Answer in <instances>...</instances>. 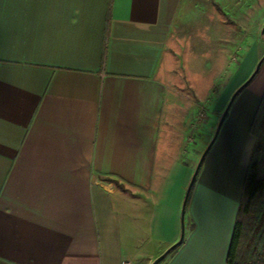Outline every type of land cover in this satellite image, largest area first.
Segmentation results:
<instances>
[{"label":"crops","instance_id":"1","mask_svg":"<svg viewBox=\"0 0 264 264\" xmlns=\"http://www.w3.org/2000/svg\"><path fill=\"white\" fill-rule=\"evenodd\" d=\"M188 2L0 0V264H124L137 235L155 256L179 240L195 168L168 111ZM210 3L264 23V0ZM263 94L236 96L159 264H227Z\"/></svg>","mask_w":264,"mask_h":264},{"label":"rangeland","instance_id":"2","mask_svg":"<svg viewBox=\"0 0 264 264\" xmlns=\"http://www.w3.org/2000/svg\"><path fill=\"white\" fill-rule=\"evenodd\" d=\"M263 26L252 22L227 24L210 0H189L174 28L177 38L172 52L177 69L168 124L190 133L185 150L194 168L227 106L224 101L248 79L264 55V50H257L258 44L264 46ZM239 31H246L249 38L241 40ZM244 64L247 74L241 78L238 75ZM254 84H264V61L249 85ZM256 144L264 146V132L257 136ZM139 236L124 264H151L158 256L154 255V246Z\"/></svg>","mask_w":264,"mask_h":264},{"label":"trees","instance_id":"3","mask_svg":"<svg viewBox=\"0 0 264 264\" xmlns=\"http://www.w3.org/2000/svg\"><path fill=\"white\" fill-rule=\"evenodd\" d=\"M251 132L256 137L264 132V94ZM115 182L123 187L122 184ZM227 264H264V146L262 144H255L252 150Z\"/></svg>","mask_w":264,"mask_h":264},{"label":"water","instance_id":"4","mask_svg":"<svg viewBox=\"0 0 264 264\" xmlns=\"http://www.w3.org/2000/svg\"><path fill=\"white\" fill-rule=\"evenodd\" d=\"M262 34L264 35V26L262 28ZM264 61V55L262 56V58L258 61L257 63V66L255 68V70L253 71V73L248 77V79L246 81H244L236 90L235 92L232 94L227 106L225 107L220 119H219V122L217 124V127H216V130L214 132V135L212 137V139L210 140L209 144L207 145V147L205 148V150L203 151L195 169H194V172H193V175L191 177V180H190V183L187 187V190H186V194H185V197H184V201H183V204H182V209H181V222H182V230H181V235H180V238L178 241H176L174 244H172L171 246H169L163 253H161L159 256H157L152 262L151 264H159L161 261H163L165 259V257L172 251L174 250L184 239L185 237V214H186V208H187V202H188V199H189V195H190V192L192 190V187L196 181V178L198 176V173L200 171V168L202 166V163L207 155V153L209 152L210 148L212 147L213 143L215 142V140L217 139L218 137V134L220 132V129L224 123V121L226 120L227 118V115H228V112L230 110V107L233 103V101L235 100L236 96L245 88L247 87L251 82L252 80L254 79V77L256 76V74L258 73L262 63Z\"/></svg>","mask_w":264,"mask_h":264}]
</instances>
